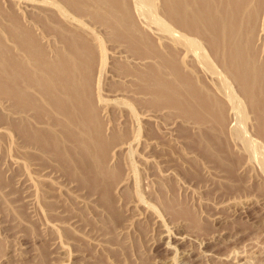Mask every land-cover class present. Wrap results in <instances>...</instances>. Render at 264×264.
Returning a JSON list of instances; mask_svg holds the SVG:
<instances>
[{
	"label": "rangeland",
	"instance_id": "rangeland-1",
	"mask_svg": "<svg viewBox=\"0 0 264 264\" xmlns=\"http://www.w3.org/2000/svg\"><path fill=\"white\" fill-rule=\"evenodd\" d=\"M141 1L98 10L92 0H0L6 59L13 22L48 54L69 51L63 36L81 48L92 69L87 140L97 141L86 162L84 144L72 151L84 173L17 145L10 121L60 138L12 112L10 68L0 66V264H264V0L231 9L236 25L217 0L206 18ZM165 63L176 72L168 99L136 83Z\"/></svg>",
	"mask_w": 264,
	"mask_h": 264
},
{
	"label": "bare ground",
	"instance_id": "bare-ground-1",
	"mask_svg": "<svg viewBox=\"0 0 264 264\" xmlns=\"http://www.w3.org/2000/svg\"><path fill=\"white\" fill-rule=\"evenodd\" d=\"M106 1L107 0H92V3L94 4V7H96V9L104 10V9H109V6H111L110 3L113 0H108V3H109V1H111L109 4ZM166 1H167L166 5L168 7H170L171 10L176 15H178L180 12V11H178L179 7L182 8V6L185 5L184 7H187V8H186V11L184 13H186L187 11H189L188 7L191 6L189 4L188 0H166ZM190 1H192V0H190ZM194 1L197 5L196 4L192 5L191 6L192 9H191V7H189L190 13L192 14V16L194 15L195 16L194 18H196V17L202 18V16L207 15V14H204L207 12L201 13V10L199 8H197L198 4L202 0H194ZM212 1H214V0H212ZM217 1L219 3H221L218 5H221V7H223L222 2L224 4L225 3L224 0H217ZM141 2H143V0ZM150 2H152V1H149V3ZM149 3L148 4L145 3L147 5V6L146 5L145 6L147 7L148 11L151 9L150 8L151 5ZM106 4H107V6H106ZM113 4H115V2ZM142 4H140V5H142ZM151 4H153V3H151ZM154 5H155V3H154ZM143 6H144V4H143ZM148 6L150 9L148 8ZM113 7H114V5H113ZM142 8H144V7H142ZM142 8H141V10L143 11ZM219 8L217 9V7H216L217 13H218ZM144 10H146V9H144ZM151 10H154V9L152 8ZM148 11L146 10V13ZM207 11H208V9H207ZM220 11H221V9L219 10V12ZM154 13H153V15H154ZM181 13H182V11H181ZM208 14H210V13L208 12ZM151 15H152V12H151ZM110 16H111V18L113 17L112 19H113V21H115L116 24H120V25L123 24L124 19L121 18V21H120L118 19L120 17L117 14L114 13L112 15V12H110ZM211 16H212V14H211ZM211 16L209 15V18ZM13 23L9 27L10 28L9 33L11 35L10 36L8 35L10 37V38H8V40L11 39V42L9 43V45H7V48H8L7 52L9 54L8 59H6L4 57V52L0 49V66L4 67V66H6V64L9 65V68H10V73L8 74L9 90L11 92L10 93L11 96L13 98H15L18 102V103H14V105L12 106L13 110H14L12 112L19 114L20 113L19 111H21V113H24V114L25 113H27L28 115L33 114L32 116L36 115L38 119H41V120L44 119L45 123L47 124V127L50 130H53L57 134V136L60 138V141H59L58 138H57L58 139L57 140L56 137L51 135L52 134L51 132H50L51 134L48 132L49 133V135H48V133L46 134V132H44V130L42 132L39 131V134L37 133L38 135L32 134L29 131V129L26 128L25 125L22 129L21 128L19 129L17 127V124H16L17 122L10 121L9 124L12 127L13 134L17 137V145H19V141L22 142V144L26 141V144L29 143V144L33 145L31 147L29 145L30 149L34 147V149L37 148L39 151H41V152L43 151V153L44 152L47 153L48 150H52L53 152H52L51 156H53V158L56 159L55 161H58L57 163H59L60 166H63L65 168L68 166V162H71L72 163L71 166L78 167L84 173L85 170H83L81 168V166H83V165L81 164V162L79 160L74 158V156L72 155L74 152H72V151H74V149L80 150V146L82 144H84L82 146H84L85 149H83V154L80 157V159L86 162V156H84L85 155L84 150H86V149L90 150L92 148L91 146H93V148H95L94 146L97 143V141L95 139H93L92 143L90 144L91 140L89 139V138L93 137L92 136L93 131L90 132V129H89V127H90V123H89L90 118L89 117L90 116L87 113L86 87L87 86L89 87L88 73H89L91 67H89L88 65L86 66L85 62L82 61L81 58H83V57L80 54L82 52L81 48L75 43V41L69 40L68 37L63 36L64 41H65V45H67V47L69 49L68 52L67 51L61 52L59 50L57 51L56 49H54V50L51 49L50 53L48 54L42 45H39L40 48H42V49H39V46L37 45V43H35V41L33 42L29 39V37H30L29 33L30 34L32 33L31 28L26 26L27 28L25 27V29H24L25 32H22L21 36H20V34L18 32V26L16 25V23L15 24H13ZM209 23L210 22L208 19V24ZM223 24L225 25L224 22H223ZM46 25H44V26L46 27ZM112 26L114 29L116 28L114 26V24ZM226 26H227V24H226ZM124 27L127 28V26H124ZM223 30H224V28H223ZM238 32L240 34L242 31L241 32L238 31ZM234 34H236V32ZM239 34H237V35H239ZM134 37L135 36H129L128 40H126V41L135 42L136 39H134ZM239 38L240 37H238L237 39H239ZM214 39L215 38H213V40ZM216 40H218V39H216ZM227 40L228 39H226V40L224 39V41H223L224 45L227 44L226 43ZM232 41L233 40L230 39V42L234 43V41L233 42ZM227 42H229V41H227ZM246 43H250V42L247 41ZM194 44L197 46L196 43H194ZM229 45H232V44L229 43ZM234 45L235 44H233V46H232L233 49H234ZM238 46H240V44H238ZM241 47H242V45H241ZM197 49H200V46ZM227 49L228 50L230 49V52H231V46ZM238 49H240V48H236V45H235L234 50H235L236 55H238V53H239V55L242 56L243 54H240V53H242L243 50H242V52H240V51H238ZM233 53H234V51H233ZM231 55H232V52H231ZM231 55H229V56H231ZM235 57H238V56H235ZM233 59H234V57H233ZM249 60L246 62L250 63L251 60L250 61ZM246 62H244V63L246 64ZM165 64L166 65L161 64V65H163V68H164V69H162V71L164 70L163 74L161 72H159V67H158L155 69L156 71L154 73V76L156 78L153 77V75H151V73H150V75H149V73L148 74L144 73L145 75H141V76H143L142 77L143 79H141L139 76V80L137 79L136 83H139V86H141V87L142 86H144V87L148 86V88H149L148 94L149 95H150V93L152 94V96L154 93L156 95L161 94L160 95L161 97H163L164 99L165 98L168 99V98H170L172 93L175 92V91H173V87H172V81H171L172 79L170 80L169 77L172 78V75L175 74L176 72L173 71L172 69L168 68L169 65L167 66V63H165ZM161 65H160V68H161ZM168 69H170L171 71ZM169 71L173 72V74L170 73ZM247 72H249V70H247ZM249 73H247L248 75H246L245 78H247L249 76ZM164 74H166L167 76ZM147 75H149V76H147ZM149 77H150V79H149ZM173 77H174V75H173ZM178 77H179V75L177 76V78ZM152 79L154 81H151ZM248 80H249V78H248ZM144 82H146V83H144ZM143 83L145 85H143ZM181 83L183 84V82H181ZM247 85H250V84H247ZM150 86H151V88H150ZM246 87H250V86H246ZM183 93L188 94V91H186V89H185L182 91L181 94H183ZM189 95L192 96L193 94L191 95V93H190ZM24 117H26V116L24 115ZM44 121H42V122H44ZM27 122H29V121H27ZM52 124H54V125H52ZM87 129H89V130H87ZM91 130H92V127H91ZM79 134H81L82 136L79 137L78 136ZM84 135H86V136H84ZM82 137H83L84 142H81ZM62 138L64 140L66 139V141H67V139H69L68 141H70L72 139L80 138V140L79 139L78 140L81 143H78V142L75 143L77 141V139H76V141L73 140L74 142L73 141H71V142L73 144L72 147H74V148H72V147L67 148L65 146L64 140L62 141ZM84 138H86V140L88 138L90 141H88V140L86 141ZM76 144L77 145L81 144V145H79V148H78ZM61 146H62V148H61ZM82 146H81V148H82ZM92 150L93 149H91V151ZM101 150H103V149H100V151ZM50 154L51 153L46 154V155L50 156ZM87 154H88V152H87ZM89 154H90V151H89ZM64 155H65V157H64ZM91 155L92 154L89 155V160H90ZM28 156L30 158V156H33V155H27V157ZM51 156L49 158H51ZM87 164H88V162L85 164V166H87ZM97 165H99V164H97ZM97 167H100V166H97Z\"/></svg>",
	"mask_w": 264,
	"mask_h": 264
},
{
	"label": "water",
	"instance_id": "water-1",
	"mask_svg": "<svg viewBox=\"0 0 264 264\" xmlns=\"http://www.w3.org/2000/svg\"><path fill=\"white\" fill-rule=\"evenodd\" d=\"M248 1L249 0H228L227 3L223 4V8L221 10V15H223L222 17H225L226 19H230L231 22L236 25L235 18L231 14V9H235L237 12L242 11L243 9H245ZM188 2L191 6L196 4L194 0L192 1L188 0ZM210 3H211V0H202L198 4L199 7L197 6V8L201 10V13L207 12V13H204V14H207V15H204L205 18L208 17V12H210ZM185 8L187 7H184V6H182V8L179 7L178 11L184 12L186 10ZM228 15H231V17H228ZM213 23L215 27H217L218 24L216 23H218V19L214 18ZM208 25H211V24L209 23ZM244 67H246V64L242 65L241 69H243Z\"/></svg>",
	"mask_w": 264,
	"mask_h": 264
}]
</instances>
